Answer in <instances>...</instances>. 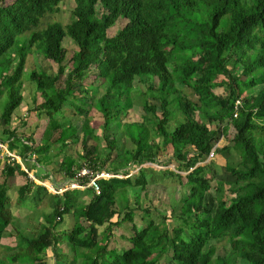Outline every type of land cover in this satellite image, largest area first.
<instances>
[{
	"label": "trees",
	"instance_id": "16d2710c",
	"mask_svg": "<svg viewBox=\"0 0 264 264\" xmlns=\"http://www.w3.org/2000/svg\"><path fill=\"white\" fill-rule=\"evenodd\" d=\"M72 1L68 24L53 21L40 28L43 18L59 11L62 0H0V143L22 163L28 164L34 155L38 166L50 163L51 148L59 145L55 155H64L58 171L68 182L82 167L125 178L98 180V194L86 188L93 193L86 204L76 205L71 190L49 194L51 211L34 224L33 232L24 233L16 226L12 205L20 207L30 195L31 169L22 170L14 158H4L0 264H45L48 249L54 253V264H158L166 255L169 264H236L239 259L264 264V0ZM119 18L125 24L109 36ZM65 37L75 45L68 59ZM30 56L34 65L26 70ZM40 58L55 64V71L48 73V66L38 63ZM24 75L35 84L29 111L48 121L38 143L30 135L18 136L12 127V117L24 101ZM136 80L144 92H134ZM137 99L144 114L141 122L126 124L122 133L134 146L126 150L109 126L113 121L124 124L122 119ZM238 99L241 107L233 117ZM86 103L102 120L105 149L97 155L95 148L84 147L83 156L74 158L67 148L77 139L78 129L64 109L82 117L84 145V138L93 135ZM174 105L183 121L168 132ZM221 139L229 144L215 153L234 152L235 162L227 159L224 164L233 180H216L211 162L200 165ZM169 147L176 171L163 172L186 193L173 216L178 223L171 229L165 213L157 222L140 205L139 195L148 187L144 171L139 169L133 180L127 170L143 162L157 163L158 153ZM16 176L26 181L16 189L12 203L8 191L13 185L7 181ZM212 181L213 212L205 203ZM128 188L140 190L132 198L133 207ZM36 189L46 193L42 186ZM138 211L143 212L140 229L134 222ZM67 212L72 226L60 230L57 226ZM124 222L131 224V235L126 238L128 247L117 252L109 248L112 228ZM8 227L15 229L13 248L2 244L12 237ZM222 239L228 245L225 253L215 255L212 241ZM60 244L72 250L71 257L56 251Z\"/></svg>",
	"mask_w": 264,
	"mask_h": 264
},
{
	"label": "rangeland",
	"instance_id": "374dc122",
	"mask_svg": "<svg viewBox=\"0 0 264 264\" xmlns=\"http://www.w3.org/2000/svg\"><path fill=\"white\" fill-rule=\"evenodd\" d=\"M73 1L72 0H62L61 4L59 5V11L55 14L49 15L42 19V22L40 24V28L44 27L48 22H59L62 25L68 24L72 20V9H73ZM100 9L99 6H97V10ZM123 18H119L117 22L115 23V26H113L109 31L108 35H113L118 29H120L124 24L125 21L122 20ZM122 20V21H121ZM62 45L65 50V57L66 59L70 58L72 56L73 51L75 50V45L73 41L65 37L62 40ZM38 63L40 65H47L48 73H53L56 69V65L50 62H47L43 60L42 58L39 59ZM34 62L32 59V56H30V59L26 65L28 70L29 68H33ZM24 77V87H23V96L24 101L21 103L20 107L16 110L12 117V127L16 128V133L18 136L24 135L30 137L38 143L40 139L44 136L45 129L47 128L48 121L44 116L37 117V115L33 112H30L29 109L32 107V96L33 92L35 90V84L32 82H29L25 79L27 78L26 75ZM87 82V81H86ZM145 87L142 86L135 81L134 85V92H144ZM188 95H190L193 99L195 98L192 96V93L190 90H185ZM218 92H222V88L218 90ZM140 99H137L134 101V104L130 110L127 111V116L122 119L123 123H119L118 121H113L112 124L109 126L110 133H113V138L117 139L119 146L126 150H131L130 148H133L132 142L130 140L125 139V135L122 133L125 132L126 124L131 122H141L142 116L144 114L141 105L139 103ZM150 102H155V100L150 99ZM4 104V98L3 96L0 98V110L2 109V106ZM84 109L88 110V118L91 121L90 126L93 130V135H87L86 138H84V145L82 144L83 141V131H82V117L74 116L72 113V110H70L68 107L64 109V116L70 121V124H73L77 127V139L72 143L69 144L67 148V153L71 155L72 157L76 158L77 156H83L84 154V147L86 149H93L94 153L97 155H101L104 152L105 149V142L102 137V120L99 118V114L96 112L95 109L89 105V103H86L83 105ZM172 116L170 119V122L167 125L166 130L168 132L172 131L174 127L181 121H183V117L181 116V113L175 109V105L172 108ZM180 119V120H179ZM179 120V121H178ZM89 126V127H90ZM135 128V127H133ZM2 129L3 126L0 124V136H2ZM126 135L128 136L127 132ZM154 137V136H153ZM156 138V137H154ZM124 139V140H122ZM157 142H160L158 138H156ZM121 142V143H120ZM228 142L224 140H218L216 147L221 148L223 146H228ZM59 145H54L51 148V156H50V163H47V165H35L33 163L35 161L34 155H30L28 164L26 162H21V160L15 156L14 153H10L7 151L6 146L4 143H0V171L2 169L4 158L10 157L14 158L17 163L21 164V169L26 170L25 167L30 168L28 169V178L31 180V193L28 195L24 201V203L18 207L15 204L12 205V210L14 213V217L16 220V226L24 233H29L34 231V224H38L42 216L46 215L51 211V200L50 195H54L53 192L50 190V186L52 187H68L69 188V182H66V179L61 174V172L58 171L59 162L63 157V153H60L59 155H55L57 152V148ZM171 147L168 148V150H165L164 148L158 153L157 155V163L151 164L148 162H143L139 166H131L127 168L129 172V177L134 180V178L138 175V170L142 169L144 171V176L148 181V187L147 191L145 193H140L139 188H128L127 189V196L129 199V205L133 207V199H135L136 195L140 193L139 195V202L142 208L145 210H148L149 216L153 218L155 221L159 222L160 214L165 213L166 215V222L169 224V229L171 227L175 226L178 222L176 221V217L173 216L178 215V209L180 205V199L186 195L185 190L181 188L177 182L175 181V178H170L165 176L164 172L165 170H174L176 171V162L169 158ZM234 152L230 150L225 151L221 154L215 153L213 157L210 160H206L205 162L201 163L200 165H203L205 163L211 162V168L214 174L216 180L220 181H228L233 180V178L225 171L224 164L225 160L230 159L235 162V155L233 156ZM232 157V158H231ZM27 165V166H26ZM112 167L111 164H109V167ZM119 173H121L119 171ZM181 175L185 176V172H180ZM31 175L35 176L36 178H44L45 180L38 181L33 180L31 178ZM111 176V174H109ZM122 175L120 174L118 178H121ZM2 180L1 172H0V182ZM25 179L22 178V176H16L14 179H9L7 181L8 185H13L12 190L10 189L8 191V196L11 198L12 203H14V200L17 195L16 189L25 183ZM40 182V183H39ZM55 184H58L59 186H55ZM211 190L206 194L205 203L208 205V208L213 212L215 209V200L212 198L215 196V181H212L211 183ZM37 186H42L46 190V193L43 190L36 189ZM227 189V186L225 187ZM71 190L69 192V196L72 197L73 201L79 202L76 205L86 204L89 201V198L92 197L93 193L89 194L86 189H69ZM62 195V193L60 194ZM59 195V196H60ZM133 198V199H132ZM117 199H119L117 197ZM55 200V198L53 199ZM78 200V201H77ZM122 202L123 197H121ZM120 202V199H119ZM120 205L118 204L116 206V210H118ZM123 213H120V216ZM143 212L138 211L136 213V216L134 217V222L136 224L137 229H140L142 226V220H140V217L142 216ZM118 216H114L112 219L113 222H115ZM73 220H72V214L71 212H67L63 215V221L60 223L57 227L60 230H67L72 226ZM102 230V229H100ZM8 231L11 232L12 237L5 238L2 240V244L4 246H9L13 248L15 246V229H12L11 227H8ZM170 232V231H169ZM131 235V224L128 222H124L120 226H116L112 228V237L110 238V245L109 248H115L117 252H121L126 246L128 247L127 243V237ZM64 237V236H63ZM65 238V237H64ZM216 251L215 255H224L225 249L227 248V241L226 239H222L220 241L214 242ZM56 249L57 252L60 253H66L70 257L72 256V250L68 247H66L63 244L58 245ZM44 259L46 261L45 264H54V253L51 249H48L46 251V254L44 256ZM170 259L169 256H164L160 259L158 264H169ZM58 264H63L62 262H59ZM236 264H247L245 261L239 259L236 261Z\"/></svg>",
	"mask_w": 264,
	"mask_h": 264
},
{
	"label": "built area",
	"instance_id": "2783aa9c",
	"mask_svg": "<svg viewBox=\"0 0 264 264\" xmlns=\"http://www.w3.org/2000/svg\"><path fill=\"white\" fill-rule=\"evenodd\" d=\"M241 107V102L240 100H236L235 103H234V115L233 117H236L237 116V111H238V108ZM216 145L210 150L209 154H208V157L207 159L210 160L213 155L215 154V149H216ZM109 172H106V171H94L92 169H89L87 167H82L80 170H78L74 177H73V180L69 182V188L65 186L64 187H51L50 186V190L53 192V194H57V195H60L61 193H63L64 191L66 190H69V189H86V188H91L96 194L99 193V186L97 184V181L100 180V179H108V178H111V177H119V175H114V174H111V176H109ZM129 176V175H128ZM126 176V177H128ZM123 177V176H122ZM121 177V178H122ZM31 178L33 180H35V177L33 175H31ZM125 178V177H123ZM40 183V182H39Z\"/></svg>",
	"mask_w": 264,
	"mask_h": 264
},
{
	"label": "crops",
	"instance_id": "0c3cea01",
	"mask_svg": "<svg viewBox=\"0 0 264 264\" xmlns=\"http://www.w3.org/2000/svg\"><path fill=\"white\" fill-rule=\"evenodd\" d=\"M67 182V181H66ZM55 184V183H54ZM56 185V184H55ZM57 186V185H56ZM59 186V185H58Z\"/></svg>",
	"mask_w": 264,
	"mask_h": 264
}]
</instances>
